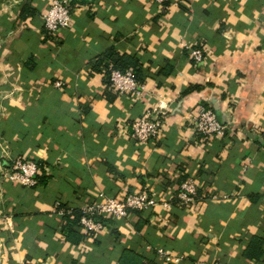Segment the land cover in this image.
Masks as SVG:
<instances>
[{
	"label": "crops",
	"instance_id": "obj_1",
	"mask_svg": "<svg viewBox=\"0 0 264 264\" xmlns=\"http://www.w3.org/2000/svg\"><path fill=\"white\" fill-rule=\"evenodd\" d=\"M50 1L0 0V264H122L129 250L146 263L264 264L246 256L254 236L264 248V0L167 10L153 0H74L72 25L54 36L43 22ZM187 42L204 48L202 62ZM109 47L141 59L142 98L119 94L94 67ZM159 105L160 136L135 141L132 123ZM200 105L228 124L225 136L195 132ZM18 157L38 161L46 182L11 181ZM189 178L204 184L197 202L163 207ZM143 190L156 207L98 217V232L79 222L77 243L62 234V206L82 212L100 192Z\"/></svg>",
	"mask_w": 264,
	"mask_h": 264
},
{
	"label": "built area",
	"instance_id": "obj_2",
	"mask_svg": "<svg viewBox=\"0 0 264 264\" xmlns=\"http://www.w3.org/2000/svg\"><path fill=\"white\" fill-rule=\"evenodd\" d=\"M163 9L167 10L173 6H179L184 0H153ZM74 11V0H51L50 4L43 14V22L49 35H56L62 28H69L72 25V17ZM185 49L189 51L190 56L196 63L204 60V48L190 43H185ZM109 75L111 79V88L115 89L119 94L131 93L137 98L144 96L145 86L136 78L133 70L128 69L122 71L109 67ZM166 111L161 105L153 107L143 116L134 120L131 126L130 136L137 142L147 143L152 139L158 138L165 124ZM192 124L195 132L203 139L212 137H223L228 133V124L222 121L218 115L210 108L200 105L197 111L192 116ZM262 150L264 153V136L262 137ZM8 148H3L0 151V158L3 159L7 154ZM0 160V161H1ZM40 167L36 160L18 157L11 159L9 163V171L6 176L14 182H19L24 186L33 187L38 185V175ZM204 187L203 183H199L194 178H189L184 181L177 192H174L168 199L161 204L163 207L171 208L174 204L178 206H192L198 200L199 191ZM101 201H95L86 206L82 210L80 223L86 232H98L103 229L102 221H97L98 217L114 216L123 218L128 216L130 210L146 211L158 205L159 202L153 194L146 190L129 193L124 197L107 195L105 192H100ZM227 197V196H225ZM212 198L217 199L218 195H213ZM63 214L64 208L60 209ZM157 253L167 258L169 255L165 248L157 247ZM169 258V257H168ZM175 262L179 258L172 259Z\"/></svg>",
	"mask_w": 264,
	"mask_h": 264
},
{
	"label": "trees",
	"instance_id": "obj_3",
	"mask_svg": "<svg viewBox=\"0 0 264 264\" xmlns=\"http://www.w3.org/2000/svg\"><path fill=\"white\" fill-rule=\"evenodd\" d=\"M98 66H103L107 71H109V67L113 66L116 69L126 71L128 69L133 70L136 78L139 82L142 83V72H143V63L139 56L133 53L124 52L121 53L115 47H109L107 50L103 52V54L99 57L95 68H100ZM38 162V161H37ZM39 163V162H38ZM40 165V164H39ZM47 176L44 174L38 175V184L45 183ZM65 208L63 212L62 219V228L61 232L66 236V239L71 241L72 243H77L79 240L83 238V235L79 231V222L81 219L82 212L76 209H70L67 206H62ZM173 207H179L177 204H174ZM246 256L250 259L256 258L261 259L264 256V248H263V239L260 236H254L251 240V243L246 249ZM122 264H158L154 261L145 262V258L142 254L129 250L128 252H124L121 257Z\"/></svg>",
	"mask_w": 264,
	"mask_h": 264
},
{
	"label": "rangeland",
	"instance_id": "obj_4",
	"mask_svg": "<svg viewBox=\"0 0 264 264\" xmlns=\"http://www.w3.org/2000/svg\"><path fill=\"white\" fill-rule=\"evenodd\" d=\"M5 158V157H4ZM3 159V158H2ZM0 160H1V158H0Z\"/></svg>",
	"mask_w": 264,
	"mask_h": 264
}]
</instances>
